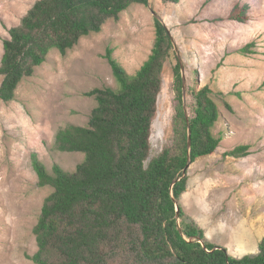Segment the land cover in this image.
I'll list each match as a JSON object with an SVG mask.
<instances>
[{
	"label": "rangeland",
	"instance_id": "1",
	"mask_svg": "<svg viewBox=\"0 0 264 264\" xmlns=\"http://www.w3.org/2000/svg\"><path fill=\"white\" fill-rule=\"evenodd\" d=\"M36 1L0 0V65L9 30ZM154 13L170 31L175 54L164 68L150 155H158L172 137V65L181 61L187 115L188 85L198 73V86H209L218 105L213 134L221 142L191 164L179 204L206 238L230 255L258 252L264 238V0H149L132 4L66 55L52 49L33 76L22 80L13 100L0 99V264H34L33 229L53 189L39 186L32 154L49 172L55 164L72 172L83 162L81 152L53 149L56 134L70 124L88 125L97 103L86 93L117 88L105 57L108 48L130 75L148 60L155 43ZM241 13L245 21L231 19ZM3 78L0 74V88ZM238 146H249L248 154L227 155Z\"/></svg>",
	"mask_w": 264,
	"mask_h": 264
},
{
	"label": "trees",
	"instance_id": "2",
	"mask_svg": "<svg viewBox=\"0 0 264 264\" xmlns=\"http://www.w3.org/2000/svg\"><path fill=\"white\" fill-rule=\"evenodd\" d=\"M134 3L148 5L149 0L36 1L3 43L0 99L13 100L22 80L33 76L52 49L66 55ZM242 15L232 14L231 19L243 22ZM155 30L152 53L133 75L113 57V49H107L117 88L86 93L97 103L88 125L70 124L57 132L53 149L81 152L83 162L72 172L57 164L49 172L32 154L39 186L53 189L33 229L38 246L30 257L34 264H264V238L256 254L234 257L222 247L215 249L181 205L180 233L174 199L180 200L189 178L177 180L189 157L193 163L219 146L221 138L213 128L220 112L210 87L198 86L195 70L196 80L188 85L187 115L181 64L174 62L172 137L158 155H150L164 68L175 54L170 31L158 17ZM249 149L238 146L227 155L246 156Z\"/></svg>",
	"mask_w": 264,
	"mask_h": 264
},
{
	"label": "water",
	"instance_id": "3",
	"mask_svg": "<svg viewBox=\"0 0 264 264\" xmlns=\"http://www.w3.org/2000/svg\"><path fill=\"white\" fill-rule=\"evenodd\" d=\"M156 15V17H158V15L156 13H154ZM159 18V17H158ZM168 29V28H167ZM171 35V34H170ZM172 36H171V41H172ZM173 44H174V41H172ZM180 64H181V72H182V79H183V98L185 99V93H186V78H185V75H184V67H183V63H181L180 61ZM187 113V111H186ZM188 147L190 148L191 147V130H190V127H189V130H188ZM188 163L186 165V167L184 168L183 170V176L177 180V181H180L183 177H185L187 175V172L192 164V161H190V157L189 159H187ZM175 181V182H177ZM174 202L176 204V213H177V219H178V224H179V230H180V233L183 235V232H182V229H181V225H180V204H179V201L177 199H174ZM189 242H195L196 240L195 239H192V238H189L188 239ZM199 242H201V244L205 247V244L203 242V240H197ZM219 247H216L215 249H218Z\"/></svg>",
	"mask_w": 264,
	"mask_h": 264
}]
</instances>
